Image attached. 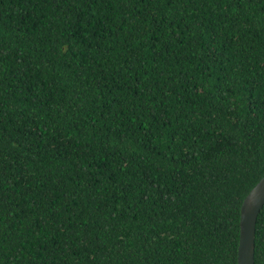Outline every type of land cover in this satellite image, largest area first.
Here are the masks:
<instances>
[{"label": "trees", "instance_id": "1", "mask_svg": "<svg viewBox=\"0 0 264 264\" xmlns=\"http://www.w3.org/2000/svg\"><path fill=\"white\" fill-rule=\"evenodd\" d=\"M263 176L264 0H0V264H237Z\"/></svg>", "mask_w": 264, "mask_h": 264}, {"label": "water", "instance_id": "2", "mask_svg": "<svg viewBox=\"0 0 264 264\" xmlns=\"http://www.w3.org/2000/svg\"><path fill=\"white\" fill-rule=\"evenodd\" d=\"M264 206V176L242 201L239 220L237 264H254L255 225Z\"/></svg>", "mask_w": 264, "mask_h": 264}]
</instances>
